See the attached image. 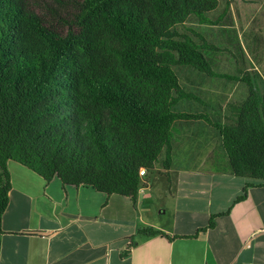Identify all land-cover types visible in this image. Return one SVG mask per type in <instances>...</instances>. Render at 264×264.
I'll use <instances>...</instances> for the list:
<instances>
[{"label": "trees", "instance_id": "1", "mask_svg": "<svg viewBox=\"0 0 264 264\" xmlns=\"http://www.w3.org/2000/svg\"><path fill=\"white\" fill-rule=\"evenodd\" d=\"M217 8L218 0H0V236L11 189L8 162L45 182L58 178L64 186L135 201L141 169L159 166L168 177L181 124L208 123L220 137L221 168L264 187V93L240 70L235 55L243 61L246 49L233 21L223 27V14L208 17ZM192 23L221 26L225 44H214ZM226 51H234L242 77L214 70L213 55ZM176 69L243 82L247 95L227 104L224 122L176 112L182 101L202 105L182 88ZM248 186L231 206L245 200ZM230 208L192 235L151 228L138 234L196 238Z\"/></svg>", "mask_w": 264, "mask_h": 264}, {"label": "crops", "instance_id": "2", "mask_svg": "<svg viewBox=\"0 0 264 264\" xmlns=\"http://www.w3.org/2000/svg\"><path fill=\"white\" fill-rule=\"evenodd\" d=\"M204 114L219 119L206 109ZM174 131L168 177L159 166L147 173L135 201L89 186H64L58 178L45 182L8 162L11 189L1 219L0 264H264V187L216 167L224 165L223 153L208 123L181 124ZM181 147L190 164L176 162ZM247 184L245 200L231 206ZM229 207L196 238L138 234L151 228L192 235ZM131 240L134 247L122 257Z\"/></svg>", "mask_w": 264, "mask_h": 264}, {"label": "rangeland", "instance_id": "3", "mask_svg": "<svg viewBox=\"0 0 264 264\" xmlns=\"http://www.w3.org/2000/svg\"><path fill=\"white\" fill-rule=\"evenodd\" d=\"M222 14L225 16V20L222 23L223 27L227 26L226 19H231L246 49V51L244 50L245 58L243 61H241L238 54H234L239 59L237 61L239 62L240 70L242 73L248 74L259 93H264V0H218L217 10L208 14V17L216 19ZM225 24L226 26H224ZM192 27L203 33L214 44L218 46L225 44L224 37L221 35L223 31L221 26L208 27L192 23ZM224 30L226 29L224 28ZM232 53L234 51L213 55L214 70L216 72L228 75L238 74L235 69V61L231 57ZM176 73L182 88L197 94L202 101V105L194 101H182L175 107L176 112L194 114L204 113L206 109V112L213 115L216 114L217 118L224 122L226 115H228L227 104L242 101L247 95V87L240 81L208 79L186 69H176ZM237 76L242 77L243 74H238ZM206 105L212 110L206 108ZM176 133L180 135L178 131ZM178 142L183 145L184 141L180 139ZM185 145L188 147V144ZM178 152L179 155L176 162L178 164H190V160L188 162L185 161L187 159L185 154H183L185 149L181 147ZM214 162L216 163V161ZM207 164L208 170L215 168L211 160ZM217 166L221 168L219 162Z\"/></svg>", "mask_w": 264, "mask_h": 264}, {"label": "built area", "instance_id": "4", "mask_svg": "<svg viewBox=\"0 0 264 264\" xmlns=\"http://www.w3.org/2000/svg\"><path fill=\"white\" fill-rule=\"evenodd\" d=\"M147 174V171L145 169H141L139 171V176H140V179L143 178L145 175ZM141 189L139 188L138 191H140Z\"/></svg>", "mask_w": 264, "mask_h": 264}]
</instances>
